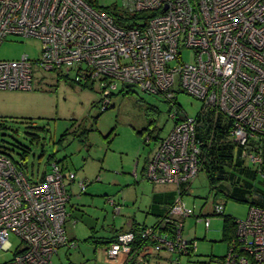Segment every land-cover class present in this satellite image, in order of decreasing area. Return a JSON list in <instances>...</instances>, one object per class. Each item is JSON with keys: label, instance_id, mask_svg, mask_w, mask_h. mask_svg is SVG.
I'll use <instances>...</instances> for the list:
<instances>
[{"label": "built area", "instance_id": "1", "mask_svg": "<svg viewBox=\"0 0 264 264\" xmlns=\"http://www.w3.org/2000/svg\"><path fill=\"white\" fill-rule=\"evenodd\" d=\"M110 1L97 7L87 0H0V45L10 37L41 42L38 61L28 55L0 61V90L33 91L36 68L74 83H97L102 112L118 84L168 102L175 123L147 161L143 177L152 185L175 186L176 200L157 225L119 233L106 259L150 264L164 260L158 256L165 252V261L175 257L172 263L180 264L198 248L185 236L184 220L195 217L208 230L211 218L226 212L223 203H215L196 215V208L183 201L203 168L198 116L213 123L219 116L229 119V139L243 149L245 160L262 164L261 153L249 148L252 140H264V0ZM113 5L130 15H157L119 26L106 11ZM183 50L193 51V63L183 62ZM181 92L203 104L197 117L180 116ZM26 161L0 149V252L12 249L11 235L20 240L13 258L0 264H52L60 249L74 246L65 226L76 174L52 162L49 172L41 177L37 172L34 180ZM86 187L78 184L80 194ZM114 208L120 211L119 205ZM235 222V237L221 264H264V210L251 208L246 219Z\"/></svg>", "mask_w": 264, "mask_h": 264}, {"label": "rangeland", "instance_id": "2", "mask_svg": "<svg viewBox=\"0 0 264 264\" xmlns=\"http://www.w3.org/2000/svg\"><path fill=\"white\" fill-rule=\"evenodd\" d=\"M99 2L111 4L110 0ZM23 55L38 61L41 42L10 37L0 45V61L19 60ZM182 60L193 63V51L183 50ZM92 87L82 88L55 73L35 68L33 91L0 90V124L4 126L0 128V148L16 161L26 152L27 174L31 178L34 173V180H38L37 172L40 177L49 172L51 158L65 171L76 174L74 186H69L71 218L65 226L74 246L60 249L52 264H115L106 259L107 242L131 223L152 227L157 220L149 214V208L153 190L159 185L148 183L142 169L174 126L169 116L171 106L159 96L118 84L109 109L102 112L99 85ZM177 102L180 116L197 117L203 109L199 100L185 92L177 95ZM147 139L151 140L149 145ZM260 181L259 177L255 184L264 188ZM81 182L87 186L82 194L78 188ZM189 192L183 201L196 208V215H200L203 205L201 214L213 203H226V215L239 220L248 216V205L215 196L205 170L193 181ZM109 200L120 206L119 212ZM211 220L208 230L195 217L184 220L185 236L196 241L198 248L194 259L189 262L182 258L180 264L222 263L229 249L222 241L223 220ZM91 236L94 239L87 242ZM10 242L13 247L0 252V263L11 260L20 246L17 236L11 235ZM166 255L162 252L158 257ZM150 264L169 263L151 260Z\"/></svg>", "mask_w": 264, "mask_h": 264}, {"label": "trees", "instance_id": "3", "mask_svg": "<svg viewBox=\"0 0 264 264\" xmlns=\"http://www.w3.org/2000/svg\"><path fill=\"white\" fill-rule=\"evenodd\" d=\"M87 1L88 3L98 7V0ZM106 11H108L114 17L116 23L119 26L135 24L138 20L147 19L149 17L157 15V13L150 12L130 15L124 13L116 5L107 7ZM63 79H65V81L67 82H71V84L73 85L77 84L82 88L93 89L92 86H87V84L74 83L68 76ZM129 91L127 93H129ZM122 93H124V91ZM198 117L199 120L202 121V127L199 129V131L201 132V134H199V137L203 139V143L201 144L203 150L202 157H204L202 170L206 171L210 185L212 189L216 191L215 196H223L226 199L235 201L237 203L248 205L250 207L249 209L259 208L264 210V188L255 184L256 180H258L259 177L262 179V181L260 182L264 183V140H252L249 148L254 151L257 150L261 153L262 164L258 167L252 165L250 162V164H247L246 160L243 158V149L229 139V134L232 127V122L229 119L223 116H219L216 122L213 123V120L210 121L209 117L206 118L202 117L201 115H199ZM3 127L4 126L0 124V128ZM140 133L143 134V132ZM65 135L66 133L64 134V136ZM63 137L61 139H63ZM156 140H160V137H157ZM21 157L28 158L27 153L23 152L21 154ZM50 161L55 162L53 158H51ZM56 163L60 164L57 161ZM175 200L176 198L171 203V205L175 202ZM214 204L215 203H213V205ZM224 205H226V203ZM202 207H205V205H203ZM222 220V241H226L229 247L230 242L235 237V221L238 219L226 215L225 212ZM116 236L117 235H115L107 242L108 246L112 241L116 239ZM92 239H94V236H91L86 241L89 242ZM196 252L189 254V262L191 261V259H194V257L196 256ZM165 258L166 257L163 258L164 261ZM174 260L175 257L167 258L165 262L173 264L172 262ZM128 264L133 263L129 262Z\"/></svg>", "mask_w": 264, "mask_h": 264}, {"label": "crops", "instance_id": "4", "mask_svg": "<svg viewBox=\"0 0 264 264\" xmlns=\"http://www.w3.org/2000/svg\"><path fill=\"white\" fill-rule=\"evenodd\" d=\"M246 163H247V160H246ZM144 169L145 167H143L142 169V176H144ZM176 192H177L176 187L172 185L170 186H160L159 185L153 190L151 205L149 208V214L157 219L156 223L153 226L157 225L159 221L163 218V216L167 213V210L169 209L171 203L176 198ZM70 218H71V214H70L69 219ZM135 223L136 222L131 223L128 226L124 227L123 229H121V231H119V233H121L122 231H126L128 229H131V228L137 229L142 226H147V225H137ZM74 224H76V221L74 222Z\"/></svg>", "mask_w": 264, "mask_h": 264}, {"label": "water", "instance_id": "5", "mask_svg": "<svg viewBox=\"0 0 264 264\" xmlns=\"http://www.w3.org/2000/svg\"><path fill=\"white\" fill-rule=\"evenodd\" d=\"M128 88H131V86H128Z\"/></svg>", "mask_w": 264, "mask_h": 264}]
</instances>
